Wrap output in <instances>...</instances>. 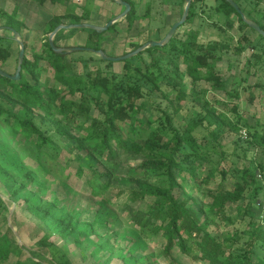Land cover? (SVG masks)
<instances>
[{
	"label": "rangeland",
	"instance_id": "374dc122",
	"mask_svg": "<svg viewBox=\"0 0 264 264\" xmlns=\"http://www.w3.org/2000/svg\"><path fill=\"white\" fill-rule=\"evenodd\" d=\"M131 1L135 4L133 20L129 21L124 17L104 35L101 46L110 55H123L134 50L136 44L143 45L151 40H162L171 26L181 19L186 5V0ZM204 1L208 3L207 6ZM192 2L200 7L198 14L178 30L177 37L186 39L191 32H195L198 34L199 45L213 47L212 53L216 58L214 60L211 58L210 61L222 75L226 84L225 89L208 90V84L204 80H195L189 74L183 57L174 58L169 49L155 54L162 59L161 65L166 73V82L177 90L182 89L186 96V100H175L173 103L177 108L176 112H171L174 124L184 130L189 122L197 118L199 112H203L209 119L216 121L219 127L220 137L207 145L209 146L208 161H194L193 165L198 171L202 166L205 171L201 173H206L211 165L217 166L219 171L229 170L228 177L221 180V175H218L210 184H203L200 190H189V194L192 195V205L200 209L202 204L216 207L213 196L217 192V187L232 190L233 182L244 166L264 165V145L255 142L248 146L246 143L249 140L248 128L245 125L240 126L239 129L234 127V123L242 117L247 124L257 126L259 131H263L264 40L250 26L240 28L236 15H232L228 18L230 20H227L224 13L216 12L215 5L219 0H192ZM241 3L248 19L264 22V0H241ZM123 11V6L116 0L67 2L44 0L43 3L40 0H0V26H12L20 32L19 38L26 44V55L30 60L39 51L44 52L45 57L39 60V67L43 70L40 85L42 88L56 86L62 91L64 88L55 79L57 72L49 62L50 54L46 47L52 32L51 28L58 23L55 17L61 18V24H67L70 23L71 18L66 15L72 12V16L77 17L81 22L104 26ZM62 30L64 31L58 32V38L57 35L55 36V41L60 46L87 45L88 30L79 28ZM0 46L8 48L11 52L3 66L7 72L12 73L18 65L20 52V45L12 31L0 30ZM155 54L145 52L140 57H136L133 63L145 68L146 65H150ZM82 57L91 59L89 69H96L99 66L109 68L107 62H101L98 53L80 50L66 54L64 62L72 64L68 74L76 75L84 72L83 64L79 61ZM175 65L178 66L177 70ZM109 69L120 73L123 71V63L114 62ZM25 73L26 78L29 79L31 76ZM162 84L166 97L159 93L156 95L158 97H151L149 107L144 112L146 117L153 115L152 119H156L159 114L161 115V111L154 104L163 103L165 106L177 95L171 89L173 88L171 85L168 84L170 88L165 82ZM150 85L152 87L151 82ZM5 106L25 116L32 115L23 105L16 102L6 101ZM42 115H44L43 111L36 109L33 117L44 130L49 131V134L57 139L54 148L47 146L49 153H55L74 143V140L58 132L57 124L50 120L43 121ZM55 118L62 119L58 114ZM158 123L153 125L156 126ZM63 124L66 125V122L64 121ZM127 125L126 121L116 123L118 131L124 138L129 132ZM69 128L77 136L85 135L72 126ZM194 134L201 145H205L211 139L209 132L203 127L196 129ZM137 140L140 144L145 142L144 138ZM246 148H248L247 156L243 151ZM0 151L4 152L2 172L0 171V196L7 206L4 208L0 204V229L6 231L8 227L10 228L9 234L23 248L24 257L30 255L31 251H41L46 256L44 264H59L61 261H67L69 264H168L163 253L165 246L163 237L140 233L126 212L129 204L147 211L154 203L153 198L145 201L139 199L136 202L130 200L132 190L139 187V182L158 183L155 175L141 168L142 158L128 156L123 152L119 159V168L112 175L110 187L102 194L96 195L91 191L88 174L82 178L74 175L75 164L64 170V175L67 177L55 176L59 171L62 172L61 167H66L65 159L68 158L66 150L61 154L62 159L58 162L60 165L51 168L55 174L49 173V179L38 177V173L35 172L37 164L34 160L25 158L23 165L18 157L19 151L11 149L3 141H0ZM256 172L262 188L256 201L262 203L264 172ZM258 173H261L262 177ZM101 180L106 181L107 178L102 177ZM7 181L9 185L6 187ZM177 190L182 198L186 196L181 189ZM247 194H250V191ZM236 210L237 206L226 207L228 214L236 215ZM256 212L261 214V209L257 207ZM61 221L63 223L59 224ZM91 221L96 224L98 221L107 222V232L105 233L104 227H98L100 233L104 234L95 231L84 241L78 242L76 235L80 233L82 226ZM242 225V218L233 224H226L219 219L217 225L211 226V230L223 237ZM52 228L57 231L49 237V242L55 245L57 252L55 259L52 247L39 244L44 234H50ZM72 228H76L73 234L63 236L60 233L62 229L70 231ZM173 254L184 264H207L183 253L179 248H175ZM16 260L17 257L11 255L5 264H15Z\"/></svg>",
	"mask_w": 264,
	"mask_h": 264
},
{
	"label": "trees",
	"instance_id": "16d2710c",
	"mask_svg": "<svg viewBox=\"0 0 264 264\" xmlns=\"http://www.w3.org/2000/svg\"><path fill=\"white\" fill-rule=\"evenodd\" d=\"M40 1L44 2V0ZM125 1L131 4V10L126 16L127 20L131 21L135 13V4L131 0ZM234 1L241 9L243 8L241 0ZM203 3L208 5L206 1ZM191 5L185 23L198 14L200 7L194 2ZM123 8L125 9L124 6ZM215 11L224 13L227 20H230L228 18L232 15H236L240 28L249 27L241 14L227 0H219L215 5ZM87 14L88 12L85 16ZM66 16L71 18L70 23H81V20L72 16V12ZM55 20L58 23L51 28V31L61 24L60 17H55ZM254 21L264 29V22L256 19ZM116 24L102 33L86 29L89 31V37L87 45L83 47L103 49L101 43L104 35ZM178 30L168 44L147 48L131 59L119 61L123 63V71L120 73L109 69L114 64L113 61L100 58L101 62H107L109 68L99 66L96 69H89L91 59L82 57L79 61L83 64L84 72L70 75L67 72L72 69V64L64 62L68 53L55 52L48 39L46 47L50 54L49 62L57 72L55 79L64 88L62 91L56 86L42 88L40 85L43 70L39 67V60L45 57L44 52L39 51L32 60L25 53L20 79L14 80L0 75V141L11 149L19 151L18 157L23 165L25 158L34 160L37 164L35 172L38 173V177L45 179H49V173H53L51 168L60 165L59 159H62L61 154L66 150L68 152V158L65 159L66 167H61L62 172L53 174L63 178L66 176L64 170L75 164L74 175L82 178L88 174L91 191L96 195L102 194L110 187L112 175L119 168V159L124 153L142 158L141 168L155 175L158 183L139 182V187L132 190L130 200L136 202L139 199L145 201L153 198L154 203L147 211L129 204L126 212L140 233L163 237L165 240L163 253L168 264H184L174 256L175 248L207 264H264V202L256 201L262 190L256 171L264 172L263 164L255 167L244 166L235 178L232 190L217 187V192L213 196L216 207L202 204L201 208L197 209L191 203L190 189L200 190L203 184H210L218 175H221V180L228 177L229 170L219 171L217 166L211 165L206 173H201L205 169L201 166L198 171L193 165L194 161H208L209 146L207 145L209 142L212 144V140H218L219 127L216 121L209 119L203 112H199L197 118L189 122L184 130L174 124L171 112H176L177 108L173 103L175 100H186V96L182 89L177 90L166 82V73L161 65L162 59L155 53L169 49L174 58L183 57L189 74L195 80H204L210 91L224 90L226 84L210 61L211 58L212 60L216 58L212 53L213 47L199 45L198 34L195 32H191L186 39H179ZM260 37L264 40L262 35ZM55 43L60 46L57 41ZM139 46L141 44L135 45L136 48ZM145 52L155 54L150 65H146L145 68L134 65L133 60ZM10 55L8 48L0 46L1 69L5 70L3 63ZM175 68L177 70L178 66L175 65ZM16 70L17 67L10 74H15ZM25 72L31 76L29 79L26 78ZM163 82L166 86L171 85L173 88L169 87L177 95L165 106L163 103L154 104L161 111V115L159 114L156 119H152L153 115L146 117L144 112L149 107L150 98L158 97L157 93L166 97L162 90ZM6 101L23 105L32 115L25 116L19 111L7 109ZM36 109L43 111L44 115L41 117L43 121L50 120L57 124L58 132L74 140V143L66 146V149L49 153L47 146L54 148L57 139L36 122L33 117ZM152 111L154 112L153 108ZM56 114L62 119L55 118ZM64 121L66 125L63 124ZM118 121H126L128 124L129 132L126 138L116 127ZM157 122L158 125L154 126L153 124ZM243 125L249 130V140L246 142L248 146L255 142L264 145V126L263 131H259L257 126L247 124L242 117L234 123L236 129ZM69 126L84 132L85 135H75ZM199 127L209 132L211 139L205 145L199 144L194 134ZM137 138H144V144L138 143ZM243 151L247 156L248 148ZM3 158L4 152L0 151L1 172ZM102 177H106L107 180L102 181ZM5 185L6 187L9 185L8 181ZM177 189H181L186 196L182 198ZM249 191L250 194H247ZM0 204L7 208L1 196ZM234 206H237L236 215L228 214L226 207ZM257 207L261 209V214H257ZM239 218H242L243 225L230 232L228 236L220 237L221 235H216L211 230V226L217 225L219 219L226 224H233ZM62 223L63 221L59 224ZM107 224L104 221H98V224L91 221L82 226L80 233L76 235L78 242L84 241L95 231L100 233L98 227H104L106 233ZM9 230V227L6 231L0 229V264H5L11 255L17 257L15 264H44L46 256L41 251H31L30 255L24 257L23 248L10 236ZM75 231L76 228L70 231L62 229L60 233L66 236ZM54 233L57 231L52 228L50 234H44L39 244L52 247L55 259L57 258L55 245L49 242V237ZM59 264L69 263L61 261Z\"/></svg>",
	"mask_w": 264,
	"mask_h": 264
},
{
	"label": "water",
	"instance_id": "95a60500",
	"mask_svg": "<svg viewBox=\"0 0 264 264\" xmlns=\"http://www.w3.org/2000/svg\"><path fill=\"white\" fill-rule=\"evenodd\" d=\"M116 1L119 2L121 5H123L125 7V9L119 15H117L116 17L109 20L104 26H97V25H95L93 23H89V22L67 23V24L63 23V24H59L58 26H56L55 29L51 32V34L49 36V43H50L51 47L54 49V51L57 53H64V52L70 53V52H75V51H80V50H89V51L98 53L102 59L107 60V61H113V62H119V61H125L128 59H131V58L135 57L136 55L140 54L141 52H143L144 50H146L147 48L155 47V46H164V45L168 44L171 41V39L174 37V35L176 34L178 28L180 26H182L187 21L188 16H189V12H190L191 3H192V0H186L185 9H184V12H183L181 19L176 21L171 26L170 30L168 31V33L166 34V36L162 40L148 41V42L144 43L143 45L139 46L138 48H136L130 52H127L126 54H123V55L113 56V55L106 53V51H104L103 49L96 50L94 48H87V47H83V46L62 47V46L56 45L55 36L62 29H72V28L93 29V30H96V31L102 33L104 31L108 30L116 22H118L121 19H123L124 17H126L131 10V4L125 0H116ZM227 1L241 14L244 21L246 23H248V25L251 28H253L255 31H257L260 35H262L264 37V29L256 21L248 19L245 16L242 9L240 8V6L236 3V1H234V0H227ZM8 28L14 32L15 38L20 45L18 65H17V70H16L15 74H10V73H8L5 70L0 68V75H3L5 77H8V78H11L14 80H18V79H20V76H21L22 65H23L25 53H26V47H25V43L23 41H21L19 38L20 33L12 27H8Z\"/></svg>",
	"mask_w": 264,
	"mask_h": 264
},
{
	"label": "crops",
	"instance_id": "0c3cea01",
	"mask_svg": "<svg viewBox=\"0 0 264 264\" xmlns=\"http://www.w3.org/2000/svg\"><path fill=\"white\" fill-rule=\"evenodd\" d=\"M65 1H70V0H65ZM39 4V3H38ZM111 20V19H110ZM8 27H12V26H7V25H1L0 26V30H10L12 31L11 29H9ZM14 28V27H12ZM15 29V28H14ZM13 32V31H12ZM19 32V31H18ZM14 33V32H13ZM20 33V32H19Z\"/></svg>",
	"mask_w": 264,
	"mask_h": 264
}]
</instances>
